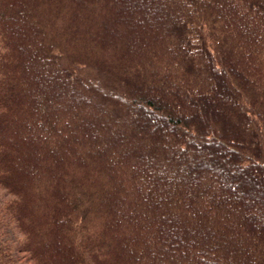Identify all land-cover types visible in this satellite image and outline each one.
<instances>
[{"label": "trees", "instance_id": "trees-1", "mask_svg": "<svg viewBox=\"0 0 264 264\" xmlns=\"http://www.w3.org/2000/svg\"><path fill=\"white\" fill-rule=\"evenodd\" d=\"M140 1L0 0V264H264V0Z\"/></svg>", "mask_w": 264, "mask_h": 264}, {"label": "rangeland", "instance_id": "rangeland-1", "mask_svg": "<svg viewBox=\"0 0 264 264\" xmlns=\"http://www.w3.org/2000/svg\"><path fill=\"white\" fill-rule=\"evenodd\" d=\"M133 2H134L135 5H137L136 8L142 10L143 15L146 16V12L149 13V14H147L146 17H149L151 15V13L153 11V8L151 6L142 5L143 3L140 0H133ZM125 8H128V7H125ZM123 11H124V9H123ZM125 17H127V15ZM133 17L136 18V16H133ZM45 73H47L46 70H45ZM70 90H71V88H70ZM9 125H10L9 126L10 127V132L16 133L17 130H16L15 126H13L12 122H10ZM10 132L7 133V135H6V139H8L9 142H11L13 140ZM13 163H14L16 169H21L20 168V164L17 161L13 160ZM6 198H8V195H7L6 191L3 188L0 187V205L2 204V202ZM259 199H261V198H259ZM201 223L202 222L199 221V223H196L197 225H192V226H195V227H193V228L191 227V233H195L196 232V228L199 229V227H200L199 225ZM174 228H178V227L175 225ZM18 239H19L18 230L6 218V216L4 215L3 211L0 209V244L2 245L3 242H5V243L10 244V246H13V244H15V241H17ZM190 240H192V239L190 238ZM12 255H13L15 261H16V264H25L28 261L27 258L20 252L13 251Z\"/></svg>", "mask_w": 264, "mask_h": 264}]
</instances>
